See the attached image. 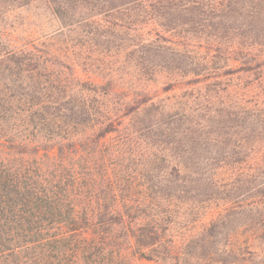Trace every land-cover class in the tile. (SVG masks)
<instances>
[{
	"label": "trees",
	"instance_id": "1",
	"mask_svg": "<svg viewBox=\"0 0 264 264\" xmlns=\"http://www.w3.org/2000/svg\"><path fill=\"white\" fill-rule=\"evenodd\" d=\"M143 263L264 264V0H0V264Z\"/></svg>",
	"mask_w": 264,
	"mask_h": 264
},
{
	"label": "rangeland",
	"instance_id": "2",
	"mask_svg": "<svg viewBox=\"0 0 264 264\" xmlns=\"http://www.w3.org/2000/svg\"><path fill=\"white\" fill-rule=\"evenodd\" d=\"M32 17V16H31ZM32 19V18H31ZM36 26H40L41 29L48 30L49 29V24L46 23V21H41V22H34ZM56 25V24H55ZM144 264V263H143Z\"/></svg>",
	"mask_w": 264,
	"mask_h": 264
}]
</instances>
